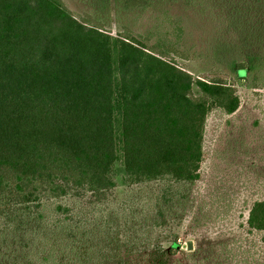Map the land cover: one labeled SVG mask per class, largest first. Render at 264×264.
Returning <instances> with one entry per match:
<instances>
[{"label":"trees","instance_id":"obj_1","mask_svg":"<svg viewBox=\"0 0 264 264\" xmlns=\"http://www.w3.org/2000/svg\"><path fill=\"white\" fill-rule=\"evenodd\" d=\"M116 1L123 10H143L155 0ZM174 30L178 37V25ZM147 40L128 27L112 34L88 13L76 17L62 0H0L2 242L21 239L14 238L19 230L42 231V195L79 189L100 196L113 189L116 161L128 184L199 178L206 118L214 108L237 110L235 86L220 76L193 77L174 59L175 43ZM237 74L244 78L246 68ZM242 228L264 231V199L250 204ZM258 247L255 264H264V235ZM179 249L177 241L144 254L129 248L122 264H139L132 257L169 264ZM51 257L41 250L36 260ZM232 257L207 264H250Z\"/></svg>","mask_w":264,"mask_h":264},{"label":"rangeland","instance_id":"obj_2","mask_svg":"<svg viewBox=\"0 0 264 264\" xmlns=\"http://www.w3.org/2000/svg\"><path fill=\"white\" fill-rule=\"evenodd\" d=\"M62 1L76 17L88 13L112 34L128 27L147 37L148 45L159 38L175 43L179 65L193 77L233 83L239 106L231 114L217 108L208 113L195 181L166 177L128 184L116 161L115 187L100 196L79 189L59 198L42 195L38 221L44 238L38 236L42 231L19 230L14 238L21 239H0V264H122L129 248L144 254L167 250L173 241L180 249L169 264H207L229 254L240 263L260 261L264 231L248 234L242 225L250 204L264 199V3L155 0L143 10H123L116 0ZM239 67L246 68L242 79ZM193 94H199L195 85ZM57 205L69 212H56ZM5 226L0 219V230ZM41 250L52 256L49 261L36 260Z\"/></svg>","mask_w":264,"mask_h":264},{"label":"water","instance_id":"obj_3","mask_svg":"<svg viewBox=\"0 0 264 264\" xmlns=\"http://www.w3.org/2000/svg\"><path fill=\"white\" fill-rule=\"evenodd\" d=\"M187 248H188V249H191V248H192V242H191V241H188V243H187Z\"/></svg>","mask_w":264,"mask_h":264}]
</instances>
